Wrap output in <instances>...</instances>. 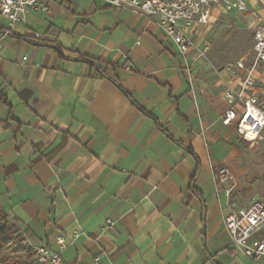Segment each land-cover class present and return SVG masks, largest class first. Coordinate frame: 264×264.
I'll return each mask as SVG.
<instances>
[{
	"label": "crops",
	"instance_id": "0c3cea01",
	"mask_svg": "<svg viewBox=\"0 0 264 264\" xmlns=\"http://www.w3.org/2000/svg\"><path fill=\"white\" fill-rule=\"evenodd\" d=\"M43 4L2 41L0 210L30 244L64 237L65 264H264L230 248L226 192L258 142L221 122L209 63L101 0Z\"/></svg>",
	"mask_w": 264,
	"mask_h": 264
},
{
	"label": "built area",
	"instance_id": "2783aa9c",
	"mask_svg": "<svg viewBox=\"0 0 264 264\" xmlns=\"http://www.w3.org/2000/svg\"><path fill=\"white\" fill-rule=\"evenodd\" d=\"M117 9L129 10L156 25L162 34L170 40L183 58L191 51L194 61H208L210 46L208 35L217 26L216 18L235 16L253 17L249 30L253 36V60L238 59L214 69L223 86L225 99L230 107L221 116L225 126L234 125L236 133L244 141L257 143L264 131V95L259 93L257 70L264 66V17L254 16L250 9L251 0H101ZM47 8L43 0H0V18L6 26L0 32V51L2 41L11 35L17 25L26 22L31 13H43ZM141 42H137L140 45ZM26 60V58H24ZM211 67V66H210ZM130 70V67H127ZM238 76L236 88L232 87L224 75ZM222 177H229L225 170ZM224 226L230 236V248L240 255L257 261L264 257V203L252 202L248 207L231 212L224 217ZM116 222L107 220L103 231L115 230ZM80 232H74L78 239ZM58 250L46 245L29 247L34 256L33 264H65L63 254L68 249L64 237L56 239ZM99 264V259H95Z\"/></svg>",
	"mask_w": 264,
	"mask_h": 264
},
{
	"label": "rangeland",
	"instance_id": "374dc122",
	"mask_svg": "<svg viewBox=\"0 0 264 264\" xmlns=\"http://www.w3.org/2000/svg\"><path fill=\"white\" fill-rule=\"evenodd\" d=\"M250 9L254 16L264 17V0H251ZM252 18H216L218 24L207 37L210 46L207 62L213 72V67L221 69L227 63L252 57L253 36L249 30ZM240 148L249 153L246 160H241L238 169L234 171V180L230 181L226 192L230 201L237 203L231 210L248 207L254 201L264 203V138L254 148L240 141ZM1 227L7 230L5 233L0 231V264H33L34 256L29 242L18 226L2 212Z\"/></svg>",
	"mask_w": 264,
	"mask_h": 264
},
{
	"label": "trees",
	"instance_id": "16d2710c",
	"mask_svg": "<svg viewBox=\"0 0 264 264\" xmlns=\"http://www.w3.org/2000/svg\"><path fill=\"white\" fill-rule=\"evenodd\" d=\"M83 60L84 61H86L87 63H90L91 61L88 59V58H86V57H83ZM0 103H2V104H4V105H8V101H7V99L5 98V97H0ZM0 212H2V213H4L2 210H0ZM5 214V213H4ZM8 218H9V216L7 215V214H5ZM10 219V218H9ZM12 221V220H11ZM13 222V221H12ZM15 225H17L15 222H13ZM5 230H7V229H4V228H0V231L2 232V233H5Z\"/></svg>",
	"mask_w": 264,
	"mask_h": 264
}]
</instances>
